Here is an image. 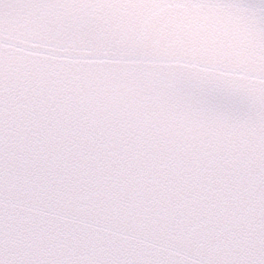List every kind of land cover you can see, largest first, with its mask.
I'll use <instances>...</instances> for the list:
<instances>
[{"label":"snow or ice","instance_id":"snow-or-ice-1","mask_svg":"<svg viewBox=\"0 0 264 264\" xmlns=\"http://www.w3.org/2000/svg\"><path fill=\"white\" fill-rule=\"evenodd\" d=\"M0 264H264V0H0Z\"/></svg>","mask_w":264,"mask_h":264}]
</instances>
